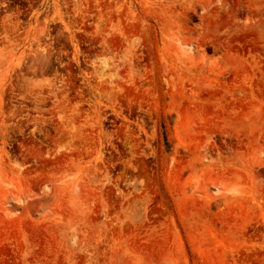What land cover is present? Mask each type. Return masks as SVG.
<instances>
[{
	"label": "rangeland",
	"instance_id": "obj_1",
	"mask_svg": "<svg viewBox=\"0 0 264 264\" xmlns=\"http://www.w3.org/2000/svg\"><path fill=\"white\" fill-rule=\"evenodd\" d=\"M0 264H264V0H0Z\"/></svg>",
	"mask_w": 264,
	"mask_h": 264
}]
</instances>
